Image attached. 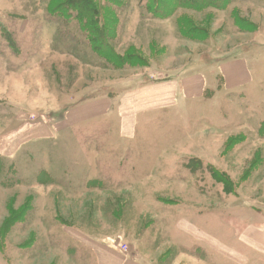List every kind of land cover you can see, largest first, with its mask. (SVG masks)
I'll use <instances>...</instances> for the list:
<instances>
[{"label": "rangeland", "instance_id": "374dc122", "mask_svg": "<svg viewBox=\"0 0 264 264\" xmlns=\"http://www.w3.org/2000/svg\"><path fill=\"white\" fill-rule=\"evenodd\" d=\"M60 1L0 0V264H97L94 241H124L151 264H264L244 239L264 230V0L169 19L147 0H116L110 46L140 58L121 68L52 15ZM241 54L252 83L226 90L208 67ZM195 61L210 80L204 99L139 119L131 139L113 117L28 132Z\"/></svg>", "mask_w": 264, "mask_h": 264}, {"label": "crops", "instance_id": "0c3cea01", "mask_svg": "<svg viewBox=\"0 0 264 264\" xmlns=\"http://www.w3.org/2000/svg\"><path fill=\"white\" fill-rule=\"evenodd\" d=\"M245 58L243 54L233 55L220 64L210 65L208 69L213 74L218 70L217 80H221L226 90L244 88L252 83V72ZM198 64V61L190 63L169 77L156 78L151 82L129 88L115 98L100 97L75 103L67 109L65 117L59 122L54 124L44 122L35 125L30 123L26 125L31 128L28 132L31 134L32 131L40 129L50 134L54 130L69 129L87 122L102 121L113 117L118 121L120 136L123 139H131L135 136L139 119L140 121L146 120L149 116H158L169 110L175 111L182 108L187 111L192 103L204 99L210 86V80ZM183 228L190 234L196 232L188 222L181 226V229ZM247 236H251L250 239ZM244 239L247 253L249 251L251 254L250 248L254 246L264 256V230L256 227L247 228ZM122 245H126V242L94 241L92 248L97 264H151L144 257L130 250L122 251ZM176 260L184 263L183 253Z\"/></svg>", "mask_w": 264, "mask_h": 264}, {"label": "trees", "instance_id": "16d2710c", "mask_svg": "<svg viewBox=\"0 0 264 264\" xmlns=\"http://www.w3.org/2000/svg\"><path fill=\"white\" fill-rule=\"evenodd\" d=\"M116 0H64L58 2L53 16H61L65 21L76 23L78 29L85 34L86 40L93 52H106L111 67L121 68L124 65H135L140 60L136 54H116L110 42L117 34L119 5ZM234 0H147L145 9L155 18L169 19L179 9H194L204 11L208 8L225 10ZM188 32V31H187ZM186 32V33H187ZM198 165V164H197ZM6 166L0 160V171ZM213 176L223 183L228 190L232 183L219 170H212Z\"/></svg>", "mask_w": 264, "mask_h": 264}, {"label": "built area", "instance_id": "2783aa9c", "mask_svg": "<svg viewBox=\"0 0 264 264\" xmlns=\"http://www.w3.org/2000/svg\"><path fill=\"white\" fill-rule=\"evenodd\" d=\"M121 250L127 252L128 251V246L127 245H122L121 246Z\"/></svg>", "mask_w": 264, "mask_h": 264}]
</instances>
